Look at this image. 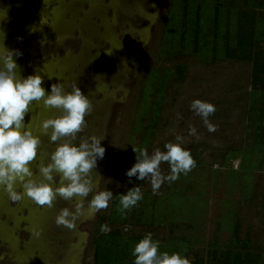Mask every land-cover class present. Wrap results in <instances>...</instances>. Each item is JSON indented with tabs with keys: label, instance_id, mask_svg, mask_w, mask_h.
I'll return each instance as SVG.
<instances>
[{
	"label": "rangeland",
	"instance_id": "374dc122",
	"mask_svg": "<svg viewBox=\"0 0 264 264\" xmlns=\"http://www.w3.org/2000/svg\"><path fill=\"white\" fill-rule=\"evenodd\" d=\"M175 2L0 0V46L3 32L4 46L22 53L13 57L19 74L23 78L40 74L48 93L52 84L63 83L66 91L77 85L89 97L93 110L75 143L91 136L104 138L105 155L95 169L99 177L95 173L93 177L98 181L96 190L112 191L113 199L129 189L132 180L126 172L130 158L136 159L133 148H147L151 154L156 148L166 151L164 145L176 143L177 135L185 138L182 147L190 150L197 166L174 182L166 181L155 194L150 181L141 180L144 211L137 213L141 202L132 208L137 214L121 226L125 236L141 240L151 232L161 252H178L192 262L200 259V264L215 261L212 254L218 258L227 248L247 246L260 254L264 264V95L252 90L251 63L223 56L224 45L233 43L238 16L230 14V31L219 39L216 52L212 43L194 50L188 45L190 33L177 38V33L168 32L170 26L175 29L178 17ZM244 6L264 13L263 6L248 0ZM27 10L47 17L48 24L28 22L1 29ZM28 37L36 40L32 49L25 46ZM26 56L32 57L30 65L25 64ZM177 67L183 68L180 78ZM155 80L166 81L156 94L160 99L153 98L157 86L151 95ZM143 99L145 106L160 105L155 131L145 145L141 133L132 129ZM196 99L215 105L209 122L217 131L209 132L191 109ZM259 107L262 122H257ZM60 114L37 105L25 118V123L31 119L33 133L42 140L32 164L37 178L39 165L47 164L57 147L41 135L40 124ZM190 127L196 128V136L189 135ZM161 169L170 174L167 163ZM56 180L58 186V176ZM17 190L22 191L19 186ZM74 203L58 198L49 209L27 197L13 202L0 191V255L4 257L0 264H92V227L110 211L113 200L108 209L80 217L74 230L57 226L59 211L73 209ZM138 242H132V250Z\"/></svg>",
	"mask_w": 264,
	"mask_h": 264
},
{
	"label": "clouds",
	"instance_id": "9594fccd",
	"mask_svg": "<svg viewBox=\"0 0 264 264\" xmlns=\"http://www.w3.org/2000/svg\"><path fill=\"white\" fill-rule=\"evenodd\" d=\"M3 37L2 32L0 191L6 193L13 202L27 197L36 205L49 209L54 207L58 198L75 201L74 210L64 207L55 218L57 226L74 230L80 217L86 213L94 216L97 212L108 209L114 197L110 190L97 191L98 181L93 177L97 160L103 159L105 155L106 150L101 145L104 138L91 136L75 143L78 134L86 127L85 117L92 112L93 104L77 85H73L71 91H66L63 83H54L48 93L42 87L44 81L40 74L23 78L13 58L22 53L7 49L3 44ZM37 105H42L46 110L56 109L61 113L57 117L44 119L40 124L41 135L48 136L49 141L56 143L57 147L50 154L49 162L39 165V178L34 175L32 164L39 155L41 136L33 133L31 119L25 123V118ZM190 107L196 115L202 117L209 132L217 131V126L209 122V117L216 112L214 104L196 99ZM189 135H197L195 127H190ZM175 139L176 143L168 142L164 145L166 151L156 148L150 154L147 148H133L136 163L126 172L127 177L150 181L155 194L166 181L174 182L181 174L188 175L197 166V162L190 150L182 147L185 138L177 135ZM163 163L169 165L170 174H163ZM18 186L22 191L17 190ZM89 194L92 197L87 200ZM142 199L141 186L132 187L126 194H120L117 210L121 217L126 218L127 212ZM106 230V226L101 227V231ZM35 235L39 236L40 233L36 232ZM132 255L135 257L134 264H192L191 259L178 252H161L160 242L153 239L151 232L134 246ZM3 258L0 255V259Z\"/></svg>",
	"mask_w": 264,
	"mask_h": 264
},
{
	"label": "trees",
	"instance_id": "16d2710c",
	"mask_svg": "<svg viewBox=\"0 0 264 264\" xmlns=\"http://www.w3.org/2000/svg\"><path fill=\"white\" fill-rule=\"evenodd\" d=\"M245 0H176L175 8L178 9V17L175 20V29H168V32L177 33L183 36L190 33L188 45L191 49L202 50L205 47H210L216 52V45L219 39L230 31L229 22L230 14H236V30L233 33V43L224 45V58L233 60H243L251 63V86L252 90L260 91L261 96L264 95V13H254L251 9L243 7ZM253 5L263 6L264 0H248ZM177 16V15H176ZM223 17V19L221 18ZM222 19L221 22L219 19ZM208 28V29H207ZM225 32H222V31ZM222 32V33H221ZM263 41V45H260ZM210 45V46H209ZM176 77H182L183 68H176ZM165 78V74H162ZM160 80V79H159ZM165 80V79H164ZM152 93L154 86L158 87L155 91L154 99H157L156 94L163 88L164 83L157 84L158 81H152ZM253 91V93H254ZM255 94V93H254ZM253 94V95H254ZM146 93H143V97ZM159 99L161 97H158ZM143 105L141 108L140 117L136 125L133 126V132L141 133L142 145L148 143L153 136L156 124L159 118L158 106ZM258 121L263 120V109L257 108ZM258 129V128H257ZM130 168L136 163V159L130 158ZM128 187L129 189L135 186H140L141 180L136 177L131 178ZM127 192L126 191H123ZM117 195V194H116ZM115 195V197H116ZM145 196H143L144 198ZM145 199V198H144ZM137 208V213H143L144 200L140 201ZM119 207V199L114 198L113 204L108 213L102 214L92 227L91 243L93 245L92 264H134L135 257L132 255V242L140 241L139 237H127L124 235L122 225L129 223L135 218L134 209L127 212L126 218H122ZM107 226L106 231H101L102 226ZM245 244V243H244ZM215 261L209 264H260V254L254 253L247 246L243 249L227 248L219 253L218 258L212 254V259ZM201 260L197 259L192 264H200Z\"/></svg>",
	"mask_w": 264,
	"mask_h": 264
},
{
	"label": "water",
	"instance_id": "95a60500",
	"mask_svg": "<svg viewBox=\"0 0 264 264\" xmlns=\"http://www.w3.org/2000/svg\"><path fill=\"white\" fill-rule=\"evenodd\" d=\"M28 21H38L40 25L48 24V19L45 16H37L33 12L27 11L23 14L21 20L18 23H27ZM8 28L7 25L3 26V29L6 30ZM36 45V40L33 37H29L25 41V46L29 49L34 48ZM31 63V57H26V64L29 65Z\"/></svg>",
	"mask_w": 264,
	"mask_h": 264
},
{
	"label": "flooded vegetation",
	"instance_id": "af4514ba",
	"mask_svg": "<svg viewBox=\"0 0 264 264\" xmlns=\"http://www.w3.org/2000/svg\"><path fill=\"white\" fill-rule=\"evenodd\" d=\"M27 11H30V10H27ZM27 11H25V12H27ZM24 12V13H25ZM30 12H32V11H30ZM23 13V14H24ZM34 13V12H33ZM23 14H22V16H23ZM34 14H36V13H34ZM37 16H41V15H38V14H36ZM22 16H21V18H22ZM43 16V15H42ZM21 18L19 19V18H17L16 20H12V21H8V22H6L5 24H2L1 25V29L3 30V31H6V30H8L9 29V27L11 26V25H14V24H27L28 22H36V23H38L39 24V22L38 21H28L27 23H18V21L19 20H21ZM49 22V21H48ZM4 25H7L8 26V28L6 29V30H4L3 29V26ZM40 25V24H39ZM45 25H47V24H45ZM29 38V37H28ZM29 49V48H28ZM27 57V56H26ZM26 57H25V64H26ZM30 57V56H29ZM31 62H32V57H31ZM31 64V63H30ZM29 64V65H30ZM27 65V64H26ZM30 120V118L28 117V121Z\"/></svg>",
	"mask_w": 264,
	"mask_h": 264
}]
</instances>
